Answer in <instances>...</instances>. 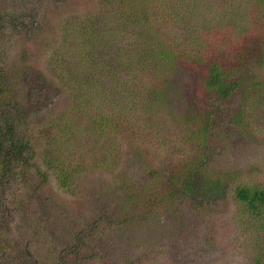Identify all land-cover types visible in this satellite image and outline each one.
<instances>
[{
  "label": "rangeland",
  "instance_id": "rangeland-1",
  "mask_svg": "<svg viewBox=\"0 0 264 264\" xmlns=\"http://www.w3.org/2000/svg\"><path fill=\"white\" fill-rule=\"evenodd\" d=\"M179 1L187 14L193 5ZM118 3L0 0V98L33 151L29 165L0 172V264H251L246 254L262 245L233 243L247 240L245 227L260 242L264 234L240 226L245 207L232 190L210 207L162 193L193 156L188 134L201 110L215 118L198 149L207 166L264 186V60L243 67L244 99L234 104L246 124H227L220 116L231 106H211L204 71L157 54L159 39L184 47L198 20L167 18L151 31ZM246 12L264 25V5L235 18Z\"/></svg>",
  "mask_w": 264,
  "mask_h": 264
},
{
  "label": "trees",
  "instance_id": "trees-1",
  "mask_svg": "<svg viewBox=\"0 0 264 264\" xmlns=\"http://www.w3.org/2000/svg\"><path fill=\"white\" fill-rule=\"evenodd\" d=\"M137 1L119 0L117 7L125 13L133 11L135 15L133 20L138 21L147 30H159L167 18L179 20L184 16H190L198 20L201 26L198 27L197 24L191 33L184 35L186 36L184 47L182 44L179 49L170 47L167 42L159 39L157 54L165 56V62L166 59L169 58L171 61L174 57L204 71L201 87L210 95L211 106L218 102L223 106H231V108L222 109L220 117L227 124L243 128L248 113L244 111L241 103L234 104V99L236 97L239 100L244 99L242 71L249 62V57L251 60L253 58L258 61L264 60V25L260 24L257 17L247 18L248 12L239 20L235 18V15L242 10L262 9L264 0H238L235 10L230 9V3L233 1L229 0H187L185 2L193 5L187 14L179 0ZM140 2L144 3V6L136 9ZM218 5L223 7L219 8ZM232 24L236 28L231 30L228 25ZM87 30L88 24L84 23L80 28L79 38H86ZM87 40L83 44L87 43ZM160 62L164 63L162 59ZM169 66H173V63L171 62ZM106 117L100 120L101 124L109 123ZM214 120L213 114L206 110L197 112V123L189 129L188 134L189 140L196 138L197 147L194 149L193 156L179 161L173 173L171 171L168 173L169 179L167 182L164 181L162 195L167 199L190 198L194 203L202 201L205 202V207H210L212 205L210 200H223L232 190L233 198L245 207L240 226H244L243 223L246 222L254 228H259V232L264 234V186L242 182L241 170L238 169H211L207 166L208 151L198 154L199 147L207 148L208 146L207 142L211 137L210 125ZM82 127L87 130L90 137L95 138L94 127L88 121H84ZM32 152L28 140L19 134L18 126L8 115L6 105L0 98L1 175L15 172L16 166L29 165L33 160ZM64 179L65 176L61 181ZM150 203V200L146 201V204ZM252 220H257L259 225H253ZM243 234L247 240L238 237L233 245L245 250L246 246L259 243L262 247L246 254L245 257H249L251 264H264V242L254 239L246 227Z\"/></svg>",
  "mask_w": 264,
  "mask_h": 264
}]
</instances>
